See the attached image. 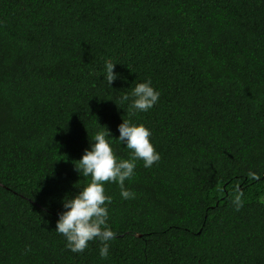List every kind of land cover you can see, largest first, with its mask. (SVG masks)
I'll use <instances>...</instances> for the list:
<instances>
[{"label":"trees","instance_id":"trees-1","mask_svg":"<svg viewBox=\"0 0 264 264\" xmlns=\"http://www.w3.org/2000/svg\"><path fill=\"white\" fill-rule=\"evenodd\" d=\"M148 80L159 102L132 114ZM123 119L160 160L137 161L134 199L105 184L108 258L72 253L74 163L101 126L128 159ZM0 264H264V0H0Z\"/></svg>","mask_w":264,"mask_h":264},{"label":"clouds","instance_id":"clouds-1","mask_svg":"<svg viewBox=\"0 0 264 264\" xmlns=\"http://www.w3.org/2000/svg\"><path fill=\"white\" fill-rule=\"evenodd\" d=\"M115 66L116 63L105 61L103 79L110 88L114 81L121 78L114 71ZM130 97L129 110L135 114L152 109L159 102L160 92L148 80L136 84ZM130 97L125 94L122 100L127 101ZM118 132L119 136L115 139L129 150L128 159L114 153L111 147L114 137L106 126H101V130L89 139V148L74 163V170L80 176L90 177V182L75 196L62 199L63 211L58 213L55 226V231L65 238V247L72 253H82L90 241L99 240L102 245L99 257L104 260L108 258V241L114 238V232L108 227V205L112 198L106 195L105 184H117L122 199H134L135 193L126 187L125 182L134 176L137 161H142L145 168H150L160 160L159 153L150 141L151 130L145 125L123 119L118 125ZM239 200L237 196V205Z\"/></svg>","mask_w":264,"mask_h":264}]
</instances>
